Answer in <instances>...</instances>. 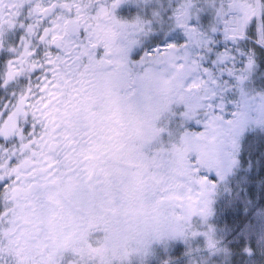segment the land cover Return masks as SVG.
Returning a JSON list of instances; mask_svg holds the SVG:
<instances>
[{
  "label": "snow or ice",
  "instance_id": "6c2138e0",
  "mask_svg": "<svg viewBox=\"0 0 264 264\" xmlns=\"http://www.w3.org/2000/svg\"><path fill=\"white\" fill-rule=\"evenodd\" d=\"M0 264H264V0H0Z\"/></svg>",
  "mask_w": 264,
  "mask_h": 264
}]
</instances>
